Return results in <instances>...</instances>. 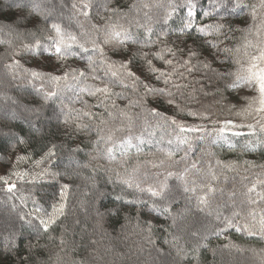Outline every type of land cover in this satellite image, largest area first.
Masks as SVG:
<instances>
[{
	"label": "snow or ice",
	"instance_id": "1",
	"mask_svg": "<svg viewBox=\"0 0 264 264\" xmlns=\"http://www.w3.org/2000/svg\"><path fill=\"white\" fill-rule=\"evenodd\" d=\"M15 6L18 15L10 24L0 25V33L30 39L19 48L14 47L13 40H0L11 56L3 69L13 81L30 86L41 103L13 101L16 108L0 117V140H7L3 151L12 154L13 149L32 139H43V127L37 122L45 118L44 106L58 99L59 111L53 110L47 119H55L68 130L69 140L75 135L78 142L75 147L50 143L36 160L26 154L15 155L12 170L0 174V192L9 201L19 199L20 204L13 203L12 209L17 212L21 228L28 225L32 229L26 236L14 224L12 231H8L9 225L0 224V233L7 232L0 242L3 264H52L51 256L48 261L34 257L41 255V237L55 243L57 238L49 233L66 215L70 183L59 184V200L52 203L50 212L39 206L24 210L31 197L23 195L20 183L35 185L49 177L52 181H73L74 177L83 176V169L92 173L85 179L91 182L97 200L111 195L119 204L105 212L96 209L95 227L103 230L105 215L119 216L124 211L128 223L135 220L134 227L143 240L166 257L162 264H201L210 237H219L229 229L264 238V171L256 174L250 186L245 185L240 206L234 199L231 204H214V194L219 190L216 182L221 175L238 168L219 159L215 164L206 162L204 156L213 155L207 148L201 149L199 157L192 154L194 142H228L229 133L232 137H245L243 151L264 150V0H208L207 6L200 0H130L127 4L120 0H52L51 7L44 0H20ZM153 9L163 12L154 17ZM233 18H241L244 27L236 26ZM236 33H240L238 38ZM189 39L191 45L187 43ZM25 53L33 57L39 53L47 67H24L21 59ZM229 60L234 67L227 66ZM77 61L81 66H73ZM196 73L217 84V93L245 94V89L256 93L235 112L241 117L240 122L213 120L209 129L180 118L210 120L206 113L178 102V98L190 99L195 92L204 91L203 86L191 87L189 77ZM195 83L201 84V80ZM116 86L121 90L114 91ZM190 87L191 91H186ZM67 92L75 96L72 103L79 102L82 107L64 104ZM85 96L95 98L96 103L89 104ZM117 100L127 103L121 107ZM165 104L171 114L167 109L161 110ZM249 117L258 118L254 123H245ZM19 119L28 125L27 138L11 131L14 125L8 121ZM5 128L9 130L3 131ZM243 128L248 132L239 131ZM165 143L168 147H162ZM229 147L234 145L229 143ZM60 149L66 151L68 159L62 172L52 170L61 164L57 155ZM180 152L183 155L177 158ZM81 153L86 158L83 163L77 158ZM26 161L39 171L16 170L18 164ZM245 166V171L256 167L264 170V165L248 161ZM98 182L105 187L111 185L113 192L97 189ZM181 199L186 202L185 207L174 211ZM32 202L36 205L34 199ZM243 205L248 206L247 210ZM132 212L134 216L130 215ZM200 213L208 219L207 224L202 223ZM161 216L166 227L156 223ZM189 216L191 225L198 227L193 229L186 223ZM158 228L164 234L167 253L163 247H156ZM58 239V247L64 251V233ZM22 252L26 255L22 256ZM55 264H62L59 253Z\"/></svg>",
	"mask_w": 264,
	"mask_h": 264
},
{
	"label": "trees",
	"instance_id": "2",
	"mask_svg": "<svg viewBox=\"0 0 264 264\" xmlns=\"http://www.w3.org/2000/svg\"><path fill=\"white\" fill-rule=\"evenodd\" d=\"M19 2L20 0H0V25L10 24L18 15L19 10L15 5ZM44 2L47 3L49 7L52 6V0H44ZM128 2H130V0H120L121 4H127ZM200 2L204 6H207L208 0H200ZM24 11L27 13L28 9H25ZM162 12L163 9H159V11L153 9L152 15L155 17L158 13ZM65 14L67 15L68 13L66 12ZM180 14L182 15L183 13ZM174 19L178 18L174 17ZM233 19L236 22V26L244 27V25L240 22L241 18ZM67 23L68 22L65 21V24ZM249 23H251V20H249ZM20 30L23 31V28ZM235 35L238 38L240 33H236ZM3 39L13 40L14 47L19 48L22 42H28L30 38L15 39L14 37L6 36L5 34L0 33V40ZM187 43L191 45L192 40L189 39ZM113 58L117 59L116 57ZM10 59L11 56L8 47L6 45H0V71L4 75L3 79L0 77V117H3L6 111H11L16 108V104L13 103V101H17L21 104L32 102L41 103L40 98L36 96L30 86H21V81H13L10 76L5 74L3 65L9 62ZM21 63L24 67L34 69L37 68V65L47 67L46 62L42 59L39 53H36L34 57L31 53H25L23 55V59H21ZM73 66L81 65L80 62L77 61L73 63ZM227 66H232L230 60L227 61ZM195 80H201V84H196ZM189 81L192 82L191 87L199 89L203 86L204 91L195 92L193 94V98L190 99L187 97L185 99L178 98V102L181 103L182 106H186L193 111H200L199 109H202L203 112L208 113L216 110L217 115L213 117L214 120L240 121V119H238L240 117L237 118L235 115V109L238 107V103L245 104L250 96L245 94L244 96H241L240 93L237 92H232L231 94L228 92H223V94L217 93V84L210 83L206 79H203L199 73L189 77ZM5 85H7L6 90H4ZM220 86L222 87V85ZM191 87L186 91H191ZM120 90L119 86L114 88V91ZM205 92L208 94L205 95ZM84 99L87 100L89 104L96 103L95 98L85 96ZM73 100H75V96L72 92L64 94V104L75 108L82 107L79 102L73 104ZM59 103L60 101L58 99L54 102H49L48 105L44 106L43 111L45 118L37 122V126L43 127V139L40 137L32 139L28 144L20 145L18 149H13L12 154L3 151V147L6 146L7 140H0V170H3L4 172L11 171L12 165L16 164L15 155L26 154L31 158V160L40 159L43 155V150H46L45 146H50V143H55L57 145L67 143L70 147L76 146L78 138L75 135H73L72 139L69 140L66 135L68 131L67 129H65L62 125H59L55 119H47V117H51L53 115V110L56 112L59 111ZM117 103L120 104L121 107H124L127 101L117 100ZM166 109L168 110V113L171 114V109H168V106L165 104L161 110L164 111ZM93 111H100V109H93ZM132 111L136 112L138 109H133ZM180 118L188 124H203L209 129L212 127V121L209 120L203 121L187 116H182ZM8 122L11 125H14V127L11 128L12 132L16 133L17 136H24L27 138L28 125L23 119L11 120ZM8 130L9 129L7 128L3 129L5 132ZM241 131L245 133L248 132L245 130ZM208 139L210 140L211 137ZM244 141L245 137H232L229 133L228 142L221 141L211 145L208 141L193 143L194 147L192 148V154L194 158L202 155V148H207V150L213 155L211 157L204 156V160L206 162L211 160L212 163L215 164V160L219 159L224 163L234 164L238 168V171H230L221 175L219 180L216 182V187L219 190L214 194V198L220 196L221 199L215 203L226 201L223 197L229 193L228 186L232 181H237L238 187L240 189L242 188L244 193L246 190V188H244L245 185L250 186V183L256 179L254 177L251 178V176L264 171L259 167L249 168L245 171V161L251 162L255 165H264V150L258 149L254 152L243 151L242 145L244 144ZM229 143L233 144L234 147L230 148ZM165 146H167L166 143L162 145V147ZM148 150L149 148L146 145L145 151L147 152ZM152 150L155 151V148H152ZM57 155L61 164L59 168H53L52 170L62 172L64 170V165L68 163L67 153L64 149H60L58 150ZM180 155H183V152L178 153L177 158H179ZM77 158L80 159L82 163L86 160L84 153H81ZM16 170L39 171V169L34 167L31 161L18 164ZM91 175L92 173L89 169H83V176L74 177V182L68 181L67 178L60 181H52L49 177L44 180H39L35 185L27 182L20 183L23 195L31 197L28 199L24 210H33L34 207L39 206L48 212L51 211L52 203L59 200V184L68 182L71 185L66 215L61 217L60 221L53 226L54 230L49 233V235L57 238L55 243L50 241L46 236L41 237L39 240V243L42 246L41 255L34 258L37 261H48L51 256L52 264H55L56 254L59 253L62 264H73L74 261L77 262V264L81 261H84L85 264H162L166 257L162 256L155 250V248L148 245L143 240L142 234L134 227L135 220L128 223L125 220L126 213L124 211H121L119 216L105 215L103 220V230H99L95 227L97 219L95 214L96 209H99L100 212H105L106 209L119 207V204L114 201L111 195H108L100 200L96 199L95 189H93L91 182L85 179V177ZM225 176L227 179H225ZM245 176L248 179H244L242 181V178ZM27 179L30 178H26V181ZM96 188L108 193L113 192L111 185H107L105 187L102 182H98ZM116 191H119V189H116ZM17 195L19 196L20 193H17ZM33 199L36 201V205H33ZM243 199V194L237 198V206H240V201ZM13 203L19 205L20 201L19 199L9 201L7 200L5 194L0 192V210H5L6 212H4L9 219L8 223L0 220V224L9 225L8 231L13 230L11 225L14 224L16 229L25 232V235L27 236L32 233V229L28 225H24L23 228H21L17 212L12 209ZM185 203L186 202L183 199L179 200L173 210L177 212L180 211L185 207ZM241 207H244L245 210H247L248 206L243 205ZM251 207L256 206L253 205ZM261 207H264V204H262ZM130 215L134 216L135 213L132 212ZM146 218L147 216L142 217V219ZM204 218L205 217H202V223L207 224L208 219L204 220ZM164 219L165 218L161 216L159 221L156 223H158L160 227H166V225L162 223ZM187 224L189 225V222H187ZM157 231L159 243L156 247H163L164 252L167 253L169 251L168 246L163 245L164 234L159 232V228ZM61 233H64L67 241V246L64 251H60V248L58 247V238ZM6 234L7 232L0 233V242H2L3 235ZM169 239H171V237H169ZM93 240L97 243L92 244ZM26 242L27 241H25V243ZM224 245H229V247H224ZM17 247H21V245L18 244ZM111 253L118 254L115 261L110 258ZM174 254L175 253L173 251V255ZM21 255L25 256L26 252H22ZM13 259H15L14 255ZM168 259H170V257H168ZM0 264H3L2 260H0ZM201 264H264V238L259 236H249L244 232H236L234 229H229L226 233L221 234L219 237L212 236L210 237V242L208 243V249L201 258Z\"/></svg>",
	"mask_w": 264,
	"mask_h": 264
},
{
	"label": "rangeland",
	"instance_id": "3",
	"mask_svg": "<svg viewBox=\"0 0 264 264\" xmlns=\"http://www.w3.org/2000/svg\"><path fill=\"white\" fill-rule=\"evenodd\" d=\"M58 1L59 0H56V2L58 3ZM155 10H158L159 11V9H155ZM0 77L3 79V77H4V75H3V73L0 71ZM1 84V83H0ZM7 89V85H5V87H4V90H6ZM244 93H245V95H247V96H254V95H256V93L253 91V90H248V89H245L244 90ZM241 96H244V94H240ZM240 102V101H239ZM237 106L238 107H236V109H235V112L236 111H238L239 110V108H241V107H244V106H246V103L245 104H237ZM198 109V108H197ZM200 110V112H203L202 111V109H199ZM204 113H206L207 115H209L210 116V120L209 121H213L214 119H213V117L214 116H216L217 114V111L215 110V111H212V112H204ZM236 117V116H235ZM238 118V117H237ZM258 117H249L247 120H245L244 122L245 123H254L255 122V119H257ZM238 119H240V121H241V117L240 118H238ZM239 121V122H240ZM252 121V122H251ZM241 130H245V131H248V129L247 128H243V129H239V131H241ZM165 147H168V145L167 146H165ZM193 147H194V144H193ZM153 148H155V147H153ZM5 172L3 171V170H0V174H4ZM252 177H254V178H256V175H253V176H251V178ZM244 179H242V181H243ZM245 188V187H244ZM228 190H229V193L225 196V197H223L224 199H226V201L229 203V204H231L232 203V201H233V199L235 200V202H237V198H239V196H242V194H244L243 193V189L241 188H239L238 187V183H237V181H232L231 183H229V186H228ZM246 191V190H245ZM244 191V192H245ZM235 193V196L234 197H232L231 196V194L232 193ZM221 199V197L220 196H217L216 198H214V204H215V202H217V201H219ZM180 210V209H179ZM5 210H0V220L2 221V222H5V223H8L9 222V219H8V217L6 216V211L4 212ZM200 217H201V220H202V217H204V214H202V213H200V214H198ZM191 219H192V217L190 216V218H188V221H186V223L187 222H189V225H191ZM206 218H204V220H205ZM203 222V221H202ZM198 226V225H197ZM197 226H192L193 227V229H194V227H197ZM111 256H110V258H112V259H114V261L117 259L116 258V256H118V254L117 253H111L110 254Z\"/></svg>",
	"mask_w": 264,
	"mask_h": 264
}]
</instances>
